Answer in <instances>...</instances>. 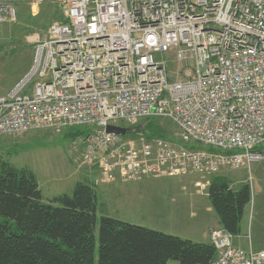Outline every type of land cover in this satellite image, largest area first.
<instances>
[{"label":"built area","instance_id":"obj_1","mask_svg":"<svg viewBox=\"0 0 264 264\" xmlns=\"http://www.w3.org/2000/svg\"><path fill=\"white\" fill-rule=\"evenodd\" d=\"M16 1L0 0V22L18 21ZM60 1L66 21L36 40L31 69L0 95V134L89 126L81 159L106 183L264 161V0ZM154 116L171 119L179 141L133 135ZM235 237L211 231L210 264H264V250Z\"/></svg>","mask_w":264,"mask_h":264},{"label":"rangeland","instance_id":"obj_2","mask_svg":"<svg viewBox=\"0 0 264 264\" xmlns=\"http://www.w3.org/2000/svg\"><path fill=\"white\" fill-rule=\"evenodd\" d=\"M15 3L18 21L0 22V94L7 93L18 78L20 81L29 72L36 40L46 37L50 26L62 20L64 15L60 0H45L38 5L33 0H17ZM165 58L170 57L165 55ZM169 63L174 67L171 60ZM36 80L24 92L31 93ZM118 124L128 126V123ZM131 128L137 137L160 133L175 136L177 129L171 119L160 116L144 118ZM81 129L87 133L91 127L73 126L62 132L40 128L17 134H0V157L20 168L36 170L46 189L72 191L78 181H90L83 174L95 168L84 164L81 159L85 148ZM258 172H264V161L254 163L251 168H224L217 174L239 187L247 180L251 183V175ZM210 177L193 172L161 178L150 176L140 181L121 179L118 182L123 186L120 191L106 182L96 184L99 219L102 215H110L168 234L198 240L204 236L207 225L219 218L212 204H209L211 200L207 188L201 191L196 184ZM98 246L97 241V253Z\"/></svg>","mask_w":264,"mask_h":264},{"label":"trees","instance_id":"obj_3","mask_svg":"<svg viewBox=\"0 0 264 264\" xmlns=\"http://www.w3.org/2000/svg\"><path fill=\"white\" fill-rule=\"evenodd\" d=\"M61 21H66L64 15ZM154 135L179 141L166 133ZM208 195L222 228L238 235L251 200L250 184L235 189L215 174ZM98 210L95 183L78 182L71 194L46 201L31 169L0 157V264H210L216 258L211 241H193L110 215L99 219Z\"/></svg>","mask_w":264,"mask_h":264},{"label":"crops","instance_id":"obj_4","mask_svg":"<svg viewBox=\"0 0 264 264\" xmlns=\"http://www.w3.org/2000/svg\"><path fill=\"white\" fill-rule=\"evenodd\" d=\"M32 62H33V57H32L31 63ZM18 82H19V78L14 82L13 85H11L8 88V90L10 88L11 89L14 88ZM0 95H3V94H0ZM15 166H17V165H15ZM26 168H28V167H26ZM31 170L36 174V176L38 178L40 187H41L42 192H43L44 199L46 201H49L50 199H52L55 196H59V195H63V194H71L74 190V188H73L72 191H58L57 189L53 190L50 187H48L46 189L43 186V183L41 180V175L36 170H34V169H31ZM83 173H85V172H83ZM96 173H97V176L94 178L93 176L96 175ZM201 174L203 176L211 175L209 180H206L204 182L203 181H197L196 182V184L200 187L201 191L202 190L204 191L206 188L208 191V186H209L210 181H211L213 176H212V174H208V173H201ZM215 174H217V173H214V175ZM83 175L86 178H88V180H90V181H88L89 183H95V184L104 183L101 180L100 170L97 167H95L94 170L92 168L88 169V171ZM91 177H93V178H91ZM147 177H150V176H147ZM164 177H166V176H164ZM121 179H124V178H122L119 175V176H117V179L115 181L110 182L109 184H111L115 190L120 191L123 188V186L118 183L119 180H121ZM250 180H251V183L248 180L245 181L244 183H249L251 186V200L245 209V212H244V215H243V218L241 221V231L238 235H235L236 237H235L234 243L236 246H240L244 249H253L255 251H259V250H264V172H258L257 175H251ZM78 182H81V181H78ZM244 183H242V184H244ZM232 186L235 189L238 188L234 185H232ZM98 202H99V198H98ZM209 204H212V203L210 202ZM213 218H214V216H213ZM118 219H120V218H118ZM121 220H123V219H121ZM222 227L223 226H222L220 218H215L212 220V222L209 225H207V228L203 234L204 236H200V239H198V240L190 238V237L188 239H191V240L197 241V242H210L211 231L213 229H219Z\"/></svg>","mask_w":264,"mask_h":264},{"label":"water","instance_id":"obj_5","mask_svg":"<svg viewBox=\"0 0 264 264\" xmlns=\"http://www.w3.org/2000/svg\"><path fill=\"white\" fill-rule=\"evenodd\" d=\"M109 131L117 132L121 135H125L128 132V128L125 127H120V126H115V125H109L108 126Z\"/></svg>","mask_w":264,"mask_h":264}]
</instances>
